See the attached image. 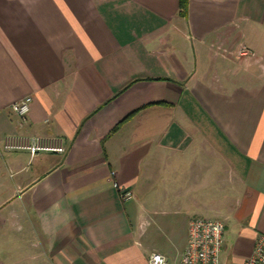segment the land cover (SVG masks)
Listing matches in <instances>:
<instances>
[{
  "label": "crops",
  "instance_id": "crops-1",
  "mask_svg": "<svg viewBox=\"0 0 264 264\" xmlns=\"http://www.w3.org/2000/svg\"><path fill=\"white\" fill-rule=\"evenodd\" d=\"M7 134L64 148L0 149L1 225L30 234L11 264H177L191 217L241 264L264 233V0H0Z\"/></svg>",
  "mask_w": 264,
  "mask_h": 264
},
{
  "label": "built area",
  "instance_id": "built-area-1",
  "mask_svg": "<svg viewBox=\"0 0 264 264\" xmlns=\"http://www.w3.org/2000/svg\"><path fill=\"white\" fill-rule=\"evenodd\" d=\"M29 102L30 96L25 95L11 102L9 109L22 121L28 111ZM0 149L4 152L24 151L29 155L38 152L61 154L64 151L61 137L21 134L4 135L0 142ZM112 183L118 189L121 200L133 197L129 190H124L114 180ZM223 230V223L218 219L189 218L186 226V244L177 264H219L218 255L222 246ZM146 261L147 264H172L156 251L149 252ZM241 264H264V233L256 236L249 255Z\"/></svg>",
  "mask_w": 264,
  "mask_h": 264
},
{
  "label": "rangeland",
  "instance_id": "rangeland-1",
  "mask_svg": "<svg viewBox=\"0 0 264 264\" xmlns=\"http://www.w3.org/2000/svg\"><path fill=\"white\" fill-rule=\"evenodd\" d=\"M1 196L2 194H0V198ZM29 236L30 234L25 229L22 233L18 232L12 220H7L4 226L1 225L0 220V264H11L12 260L24 255V253L18 252L17 246L18 244H27L25 241L29 239Z\"/></svg>",
  "mask_w": 264,
  "mask_h": 264
},
{
  "label": "trees",
  "instance_id": "trees-1",
  "mask_svg": "<svg viewBox=\"0 0 264 264\" xmlns=\"http://www.w3.org/2000/svg\"><path fill=\"white\" fill-rule=\"evenodd\" d=\"M178 1V7H179V14L181 16L185 15L186 11V0H177Z\"/></svg>",
  "mask_w": 264,
  "mask_h": 264
}]
</instances>
